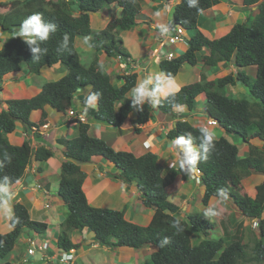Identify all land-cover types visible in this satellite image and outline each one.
Returning <instances> with one entry per match:
<instances>
[{
  "label": "trees",
  "instance_id": "1",
  "mask_svg": "<svg viewBox=\"0 0 264 264\" xmlns=\"http://www.w3.org/2000/svg\"><path fill=\"white\" fill-rule=\"evenodd\" d=\"M156 1V0H152ZM221 1L240 3L245 8L256 7L257 13L243 22H236L227 33L209 38L200 28L205 13ZM144 0H0V30L8 33L0 48V80L7 75L20 73L26 67L28 73L40 74L45 67L61 65L65 73L56 80H48L39 92L30 97L3 100L0 108V187L8 188L23 177L32 160L41 165L54 152L43 145L33 148L27 139L14 144L8 134L21 122L36 128L46 118L45 106L60 114L72 107L77 91L90 86L87 95H79L86 104L90 97L97 99L96 107L86 106L91 119L119 127L130 120L133 130L141 132V126L152 118L148 104L139 105L128 93L137 83L138 73H124L113 77L101 62L100 55L115 58L130 56L120 33L137 27ZM116 5L121 14L110 18L102 29L90 26V15L105 7ZM41 14L42 23L55 27L46 41L28 45L16 37L24 19ZM142 22H147L142 13ZM147 18V17H146ZM171 24L181 25L187 33V47L171 59H160L158 68L166 80L174 78L184 65L215 68L220 63H232L235 74L209 79L200 72L198 81L176 87L172 93L157 99L156 110L174 114L184 107L195 111L199 96L205 101L202 111L215 119L218 127L227 135L237 136L245 145V154L223 135L205 144L203 126H195L179 117L167 129L166 137L174 140L191 136L192 146L201 154L196 168L200 171L199 185L203 188L201 203L208 205L211 198H224L236 206L240 214L255 220L256 236L243 241V221H221V234L212 236L216 223L198 213L179 214L180 207L169 200L167 188L178 176L188 175L187 167L172 168L163 173L164 166L155 152L135 155L127 150H117L104 139L90 134V125L78 120V135L70 139H58L63 147L64 159L60 165L57 194L67 206V214L60 223L56 247L61 251L77 250L80 242H73L75 232H92L95 243L111 249L155 248L148 264H264V179L255 186V195L243 190L240 181L252 173L264 175V0H179L171 10ZM67 36V43L64 37ZM87 39L90 50L88 64H83L76 38ZM36 47L38 52L31 49ZM200 54V55H199ZM37 57L38 61L33 58ZM255 66L254 78L244 68ZM120 81L121 84H118ZM241 84L247 88L250 98H237L227 93L228 87ZM35 110H41L38 123L30 119ZM38 136V133H36ZM259 140L262 145L251 143ZM100 157L112 163L117 172L108 175L127 185H135L145 208L153 214L146 225L126 218L128 205L121 209L94 206L89 203L82 188L87 173L81 164ZM48 188V187H47ZM179 220V223L177 221ZM10 231L0 232V264H14L9 256L23 232L33 237H45L48 224L31 218L21 202H14L9 218ZM194 235H202L195 242ZM51 253V252H50Z\"/></svg>",
  "mask_w": 264,
  "mask_h": 264
},
{
  "label": "crops",
  "instance_id": "2",
  "mask_svg": "<svg viewBox=\"0 0 264 264\" xmlns=\"http://www.w3.org/2000/svg\"><path fill=\"white\" fill-rule=\"evenodd\" d=\"M178 1L179 0H170L169 1L170 3H168V2H165V0H156V1L145 0V3L147 4V8H146L147 11L144 10V14L148 18L152 19L151 31H153V32H154V30L160 31L162 28H165L167 25H169L170 22L166 21V20L163 21L161 19L160 15H162L164 17H166L167 15L171 16V9H172L173 5L175 4V2L177 3ZM256 12H257V10L255 9V6H252L250 8L249 7L245 8L240 3H229L228 1H221L217 5L213 6L212 8H210L206 11V13L204 15L206 17L204 19V25L201 28L202 29L201 31L208 37H210V36L211 37L221 36V35L227 33L233 24H235L236 22H243L244 20L247 19V17H251ZM156 13H159V15H157ZM223 21H225L226 23L228 22V26L225 25L224 27H222ZM107 22L108 21H106L105 19L99 20V21L97 20L96 24L101 26V25L106 24ZM227 27H228V29H226ZM132 30H135V28ZM131 31L130 30H129V32L122 31L120 33V35L123 38L124 35L131 34L130 33ZM135 31L137 32V30H135ZM158 31H157V33H158ZM153 35H154V33H153ZM155 35H157V34L155 33ZM157 37L147 39V41L149 42V45H148L149 47L147 46V50H148V53L152 54L151 56H149L148 54L144 56V53L136 52L137 53L136 55L138 56L137 59L141 60V64L139 66H137V68H135V70L138 72V79H137L136 85L139 83H143L145 80H148L149 83L146 85V89L149 92H153L157 89L158 85L164 86V85H167L168 82H170V81L172 82L174 89L176 87L184 85V83L187 84V83L192 82V77H193L192 75L185 76L183 74L184 78H182V70H181L182 68L180 69L178 74L174 78H172L171 80L164 79V77L162 76V74L158 68V62L160 60L158 57V53L161 49V45H160ZM122 40H124V39H122ZM123 43H124V41H123ZM176 50L182 53V51L185 50V46L179 47V49L176 48ZM100 60H101V62H103L105 64L106 70L113 77H115L116 75H121V74L128 72L127 68L124 67L123 63L121 61L117 60L116 58H110L104 54H101ZM230 63H229V65H227V67L231 66ZM201 64H197L200 67V72L203 71V70H201V68H202ZM54 66H55L56 70L61 69L59 67L60 66L59 64H56ZM221 66H224V65L222 63H220V64H218L217 67H221ZM205 68H209V67L206 66ZM233 68H235V67L233 66ZM43 69L41 70V73H43ZM235 70L236 69H234V71ZM206 71H207V69H206ZM64 72L65 71L62 70L61 76L64 74ZM200 72H198L197 69L195 70V73H198L197 74L198 79H200ZM203 73H205L207 76L206 72L203 71ZM209 73L212 74L210 71H209ZM21 74H23V72ZM188 77H189V81H188ZM5 78L6 77H4L2 80H0V108L2 107L1 103L3 100L11 98L10 95H11L13 90H11V92H7L8 91L7 86H11L12 89H15L17 87L20 91H23L26 89V88L19 87L20 84L17 81L15 82L16 84H14L15 79L16 78L18 79V77H11L12 79H10V80H12L13 82H8L9 80L5 81L6 80ZM20 78L23 79L24 77L20 76ZM117 83L121 84L120 81H117ZM231 88H233L235 91H238V90H240V92L244 91V88L241 87L240 85H235V86H232ZM31 89L33 90V92H31L30 94H28L26 96H24V95L23 96L24 97H30V96H33L39 92V86H37V85H36V88L33 87ZM89 91H90V86H86V87L79 89L77 91L76 98L73 101L75 111L78 114H80L82 117L70 115L68 112L65 114H60L57 111H55L53 108H51L50 106H45L44 109L46 112V118H45V121L42 125H39L36 128H29L28 127L27 129H25L26 127L24 126V124H22L21 122H17L15 130L12 133L8 134L9 140L14 144H21L24 139H27L33 148H36L37 146L43 145L45 147L52 149L54 152L52 158L56 156V158L59 160V162L57 163V165H59V166H57V168H56V170L58 172V177H59L60 165L64 159V156H63V147H62V145L57 143V140L60 138L61 139H63V138L70 139V138L77 136L78 132H79L78 120H80L82 122H87L90 125V130H89L90 134L104 139L109 145L113 146L117 150H127V151L134 153L137 156L141 155L147 151L157 153L159 155L160 162L164 166V171H163L164 174L169 172L172 168L179 167L178 156L174 152V150H172L170 148V145H171L173 140H169L166 137L167 129L170 127V125L173 126V123L178 119V117L174 120H170V122L164 121V118H165L164 113L158 112L156 110V105L153 104V101L157 102V99L160 97V96H158V94H155L154 96H145L142 101L138 102L139 105L148 104L149 110L152 112V116H154V114H155V122L154 123L150 122L151 127L148 128L149 130L148 131H146L144 129L141 130L139 138L144 135V138H142L141 141H146V142H143V145H141V143H140L141 141H140V139H138L136 133H132L134 130H133L132 124H130V122H131L130 120L126 121L122 126H119V127L113 126L112 127L108 123L98 122V121L96 122L95 120L88 117V115L85 112L86 106L93 107V108L96 107L97 99L95 98V100L91 104H89V101L86 104H84L81 102L79 95L85 96L88 94ZM197 99L199 100L198 103H201V104H203L205 101L204 99H202L200 97ZM181 109L184 110L186 108L181 107ZM176 110H180V108H177ZM201 110L202 109H200L198 111H194V112L191 111L190 116L188 118V121L191 122L195 126H206L207 117H206V114L204 112H202ZM174 112H175V110H174ZM41 114H42L41 110L33 111L30 115L31 121H33L34 123H38V121L41 118ZM172 115L174 116V114H172ZM133 116H134L133 114L132 115L130 114L129 118L131 119ZM200 117H203V118H200ZM160 120H162V121H160ZM149 121H151V120H149ZM127 125H129L130 127H126ZM206 127L212 128L216 134L222 135V133H223V130L221 128H219L218 126H215V127L214 126H206ZM109 128H112V129H109ZM36 133H38V136H36ZM254 141L261 142V141L255 140V139H254ZM147 143L151 145V147L149 149H145L144 144L147 145L146 147H148ZM251 143L255 144L252 141H251ZM261 145H262V142H261ZM244 150L245 149L243 148V151ZM243 154H245V151ZM163 155H165L164 158H162ZM178 155H179L180 159L183 158V152L182 151L179 152ZM50 159H48L46 162L41 164L44 167V170L42 173H38V171H37L38 163L32 160L31 164L27 167V169H26V171H25V173H24V175L20 181H18L16 184H14L8 188L0 187V189H2V191H0L2 193L0 195V206L3 207L5 205V206L10 207V205L12 206V204L14 202H21L22 204H24L26 206L30 215H31V213L40 211L41 207H42V203H41V200L39 199V197L44 196V195H49L50 182L48 180L47 181L44 180L47 178V173H48L47 170L48 169H46V167L44 165ZM95 159H97V157H95L93 159V161ZM110 165L113 166L112 164H110ZM185 166H187V165H185ZM116 171L117 170L115 169V172ZM97 174H98L97 180H103L107 176L105 173L101 174L100 171H98ZM99 174H101V175H99ZM193 175H194L193 173H188V175L186 176L185 179H183L181 176H178L175 181H179V183H180L179 186L186 185L189 182L193 183V181L196 180L195 177H193ZM91 177L93 179V183H91V181H89V184H92V185H90V187L88 186V188H90L89 191L87 192L84 188V185H86L87 181L90 180L89 175H87V177L83 183L82 188H83V190L87 196L89 194V196H91L92 198H93V196H96V198L99 197V199L101 201H98V202L104 203L101 205H106L105 201L107 198L104 196V193L110 194V192H112L113 190L117 191L120 195L119 201L114 204L117 206V209H121L124 205L130 204V206H131L132 201L134 199H137V200L139 199V202H141L140 194L137 191V188L135 187V185H127V184L123 183L121 180H117L116 181V182H118L117 185H106V188L108 189V191H105L102 194H99L98 191H100V190H98L95 186L96 175L92 174ZM39 185H42L41 186L42 189L40 188ZM256 185H253V187H252L254 195L256 192V190H255ZM199 188H200V191H199L200 196H202L203 188L201 186ZM182 192H183V190H182ZM183 194H185V193L183 192ZM184 199H187V198H184ZM200 199H201V197H200ZM108 201H110V200H108ZM176 204L179 205V203H177V202H176ZM97 205H99V204H97ZM42 209H44V207ZM127 209H128V206H127ZM183 209H184V207H182V210ZM127 211L128 210H126V212ZM183 211H185V210H183ZM126 212H125V216L127 215ZM152 214H153V210L150 211L149 220H150ZM42 215H44V214L42 213ZM141 215H142V212H141ZM60 223L61 222H59V226H60ZM57 230H59V229H57ZM85 232L86 231H84V234H85ZM76 236H78V237L80 236L81 238H83V241L85 240L84 239L85 237L84 236L82 237L81 234L79 235V232H75L73 234V237H76ZM73 237H72V240H73ZM73 242H76V241H73ZM25 258H24V260H25ZM42 260H43L42 256L40 257L39 260H34L32 257H30L28 259L27 263H23V264H46L50 261V260H47V262H42Z\"/></svg>",
  "mask_w": 264,
  "mask_h": 264
},
{
  "label": "rangeland",
  "instance_id": "3",
  "mask_svg": "<svg viewBox=\"0 0 264 264\" xmlns=\"http://www.w3.org/2000/svg\"><path fill=\"white\" fill-rule=\"evenodd\" d=\"M1 1H5L6 3H8V6H6L2 9L3 11H5L6 9L9 8L11 0H1ZM169 1L170 0H165V2L170 3ZM146 8H147V4L145 3V0H144V2L142 4L141 16H140V20H139L140 24L137 27H135V30H137V32L135 30H132V31L130 30L131 34L124 35L122 38V39H124L123 40L124 46L126 47V50L129 52V54L132 56L133 60L138 58V56L136 55L137 54L136 52L144 53V56L147 54L149 56H151L152 54L148 53V50H147V46L149 45V42L147 41V39L157 37V35H155V33L158 30L157 31L154 30V32L151 31L152 19L148 18L144 14V10L147 11ZM142 13L145 15L144 19H146L147 22H142V17H143ZM120 14H121V10L116 5L110 6L108 8L105 7L100 12L92 13L90 15V26L93 29H102L106 26L107 23L100 26V25L96 24L97 20L99 21V20L105 19L106 21H109L110 18L117 17ZM160 17L163 21L164 20L169 21V22L171 21V16H169V15H167L166 17L160 15ZM225 25L228 26V22L226 23L225 21H223L222 27H224ZM226 29H228V27ZM125 32H129V31H125ZM152 32L154 33V35ZM7 36H8V33L0 30V48L2 46L3 40ZM76 43H77L83 64H85V65L88 64V61L90 59L91 48L88 46L87 39H84L82 37H77ZM164 44L168 45L170 48L175 47L174 50L176 48L179 49V47H184L183 44H181L180 46L178 44H176L175 46H172L171 44H169L167 42H165ZM162 51L164 52V50H162ZM175 51L178 52L177 50H175ZM230 64H231V66L227 67V65H229V63H223L224 66L215 67V68H212V67L205 68L206 66H202L201 70H203L204 72L207 73V76L209 79H212L215 77H220V76L226 75L228 73L235 74L236 70L234 71L235 68H233V64L232 63H230ZM59 67L61 68L60 70H56L55 66L46 67L43 69V73H40L38 75L28 73L26 70V67H25L22 69L23 74H21L22 72H20V73H15V74H12L9 76L7 75L5 78L6 79L5 81L9 80L8 82H13L12 80H10V79H12L11 77H18V79L17 78L15 79L14 84H16L15 82L17 81L20 84L19 87L26 88L25 90L20 91L17 87L15 89H12L11 86H7V90H8L7 92H11V90H13L11 95H10L11 98H22V97L30 94L31 92H33V90L31 88H33V87L36 88V85L39 86V88H40L44 82H46L48 80H56L57 78H59L61 76L62 70H64V68L61 65ZM196 69L198 70V72H200V67L198 65H196V66L184 65L181 69L182 70V78H184V75L185 76L192 75L193 76L192 82L198 81L199 80L197 78L198 73H195ZM206 69H207V71H206ZM244 70L248 75H250V77L254 78L255 66L246 67V68H244ZM203 71H201V72H203ZM209 71L212 74H210ZM20 76L24 77V78L21 79ZM188 81H189V77H188ZM192 82H190V83H192ZM238 85H240L241 87L244 88L243 92L242 91L240 92V90L235 91L233 88L228 87V89H226L227 93L231 94L232 96L237 97V98H250L249 95L247 94V88L241 84H238ZM131 91L132 90L129 91L128 97L135 99V97L131 95ZM156 94H158V96H160V97L164 96V94L160 93L159 91H156ZM1 105H2V107L4 106L3 103H1ZM202 108H203V105L201 103H198L195 111H198ZM192 112H194V111H192ZM182 113L184 114L183 117L181 116ZM190 113L191 112L188 111L187 109H184V110H182L181 108H180V110L175 109L174 116L172 114H164L165 115L164 121L170 122V120H174L177 117H182V119L188 120ZM130 114L134 115V111ZM150 114L152 115L151 111H150ZM200 118H203V117H200ZM131 119L128 116V120H131ZM150 120L151 121H147L145 124H143L141 126V130H143V129L146 131L149 130L148 128L151 127L150 122H153V123L155 122V114H154V116H152V118ZM160 121H162V120H160ZM130 124H132V123L130 122ZM126 127H130V126L127 125ZM109 129H112V128H109ZM132 133H136V132L133 131ZM140 133L141 132L136 133V135H137L138 139H140V141H141V139L144 138V135L139 138ZM222 135L225 136L230 141H232L233 143H235L238 146V148L241 150L240 151L241 154L244 153L243 145H245V144L241 139H239L237 136H232V135L229 136V135L225 134L224 132L222 133ZM251 141L257 145H261V142H256L254 140H251ZM143 142H146V141H141L140 142L141 145H143ZM144 146H145V149H149L151 147L150 144H148V147H146L147 145H145V144H144ZM164 156L165 155H163L162 158H164ZM58 162H59V160L55 156L53 158L51 157V159L44 165L46 167V169H48L47 170L48 171L47 178L44 180L45 181L48 180L50 182L49 195H44V196L39 197V199L41 200V203H42L41 210L34 212V213H31V215H30V216H32L31 218H33L35 220L47 222L48 229L46 232V236L45 237H41V236L33 237L31 233H29L27 231L23 232V234L21 235V237L16 242V244H15V246H14V248H13V250L9 256V259L15 264H23L24 263V255L26 254L27 247H28V244L26 243V241L29 237H33L38 242L40 241L42 243L43 242L49 243L50 244L49 253L51 252L50 254L54 253L55 255H57L58 253H62V251L56 247V238H57L58 232H60L59 222H61L63 220V218L67 214L68 210H67V206L65 205V203L58 197V194H57V190H58L57 185H58L59 177H58V172H57L56 168H57V166H59V165H57ZM81 166L83 167V170L86 171L87 175L90 176V180H88L86 185H84V188L87 192L90 189V188H88V186L90 187V185H92V184H89V181H91V183H93V179L91 177L92 174L96 175L95 186L98 190H100V191H98L99 194H102L103 192L108 191V189L106 188V185H117V183H118V182H116V180L112 179L108 175L109 173L115 172V168L113 166H111L108 162H101L100 159L97 158L93 162L84 163V164H81ZM98 171H100L101 174L105 173L107 175L105 177V179L97 180ZM101 174H99V175H101ZM263 179H264V175L259 174V173H252L248 178L241 180L240 184L242 185L243 190L245 192H247L249 195L253 196L254 195L253 189H252L253 185H256L257 183H259ZM179 185H180L179 181H175L173 184H171L167 188V193H168V198L170 201H172L174 203H176V202L179 203V205H178L180 207L179 214L181 217H185V215L187 213H198V214L204 216L205 218L215 222L216 223V229L212 231L213 237L221 234V223H220L221 221H227V220L228 221H230V220L240 221L241 220V221H243V225H244V227H243V241L244 242H246L247 240L251 241L256 236V231H257L256 223L251 219L243 217L240 214L239 210L236 208V206H234L231 203V201H229L228 199L211 198L208 202V205L204 206L201 203V200H199L201 197L200 193H199V191H200L199 187L200 186L198 183H196L195 180L193 181V183L189 182L186 185H182V186H179ZM182 190L185 194H183ZM1 194L2 193L0 192V195ZM104 196L108 200H110V201H108L107 199H106V201L104 200L106 205H101L104 203L98 202L101 200L99 199V197L96 198V196H93V198H92L88 194L87 199L90 198L88 201L90 204H92L94 206H103V207H109V208L117 209V206L114 204L119 201V198H120L119 193L117 191L113 190L112 192H110V194L104 193ZM184 198H187V199H184ZM97 204H99V205H97ZM43 207H44V209H42ZM182 207H184L183 210H185V211L182 210ZM209 207H213V210L218 212V215H216L214 217L206 215V211ZM127 210L128 211L126 212V214H127L126 218L131 219L133 222H135L137 224H141V225H146L149 222V214H150V211L152 209L145 208L143 206V204L141 202H139V199L138 200L134 199L132 201V205L131 206H130V204L128 205ZM141 212H142V215H141ZM42 213L44 215H42ZM11 215H12V206L11 205H10V207L4 205L3 207L0 208V232L1 233H6V232L10 231L11 226L9 224V218ZM230 223H232V222L230 221ZM254 225H256V226L254 227ZM57 229H59V230H57ZM91 235L93 236L92 232H86L84 235H82L85 237L84 241L86 243L83 241V238H81L80 236L79 237L78 236H76V237L72 236L73 237L72 241L80 242V246L77 249L78 252L75 254L77 257V259H76L77 264H148L150 253L155 250V248L152 246H146V247H143L140 249H127V248L111 249V248H108L106 246L104 247L102 245L95 243V241L93 239H91V237H90ZM72 237H71V239H72ZM201 238H202V235H194L192 237V240L197 242ZM41 256H42L41 251H39L37 248H35V254L32 256V258L34 260H39ZM46 264H54V263L49 261Z\"/></svg>",
  "mask_w": 264,
  "mask_h": 264
},
{
  "label": "clouds",
  "instance_id": "4",
  "mask_svg": "<svg viewBox=\"0 0 264 264\" xmlns=\"http://www.w3.org/2000/svg\"><path fill=\"white\" fill-rule=\"evenodd\" d=\"M152 1V0H151ZM179 2V1H178ZM176 4V3H175ZM174 4V5H175ZM173 5V6H174ZM173 8V7H172ZM256 9V7H255ZM172 10V9H171ZM257 13V12H256ZM157 15H159V13H156ZM253 17V15H252ZM251 17V18H252ZM247 19H250V17H247ZM246 19V20H247ZM110 20V19H109ZM244 20V21H246ZM178 25V24H177ZM177 25H172L171 24V21L169 23V25H167L165 28H170V30H173V28ZM181 26V25H179ZM182 27V26H181ZM165 28H162L160 31H158V33L156 32L157 36H158V40H159V43L161 45V49L158 53V57L159 59H167V58H164V52L167 51V50H173L174 51V56H177L179 55L181 52H176L174 50V48H170L168 45L164 44L165 42V39L163 38L164 37V29ZM183 28V27H182ZM202 28V27H201ZM200 28V30H201ZM184 29V28H183ZM132 30V29H131ZM52 31V32H55V27L52 26V25H45L44 23H42V19H41V14L39 13H35V14H32L30 15L29 17H27L26 19L23 20V22L21 23L20 27H19V31L15 34L16 37H20L23 39L24 42H26L28 45H33V44H36L38 41H46L48 40L49 38V32ZM126 31H129V30H126ZM202 32V31H201ZM161 34H163L161 36ZM187 33L185 32L184 30V37L186 39V42H187ZM121 36V35H120ZM210 38V37H209ZM212 38V37H211ZM64 43L66 44L67 43V36L65 35L64 37ZM178 45H181L183 44L185 46V48L187 47V43L184 44V43H181V42H178L176 43ZM176 44H173L172 46H175ZM164 50V52L162 51ZM31 51L33 53H36L39 51L38 48L36 47H33L31 49ZM163 52V53H162ZM120 57V58H119ZM172 57V58H173ZM117 60L121 61L124 65L125 68H127V73H132V72H137L135 70V68H137V66H139L141 64V60L140 59H134L132 58V56H128L126 58L118 55L115 57ZM129 59V60H128ZM171 59V58H170ZM34 61H38V58L37 57H34L33 58ZM140 60V61H139ZM65 73V72H64ZM138 73V72H137ZM126 74V73H125ZM178 74V73H177ZM4 78V77H3ZM2 78V79H3ZM149 83L148 80H145L143 83H139L137 84L131 91V95L135 97V102H139V101H142L143 98L145 96H154L156 94V91H159L160 93L164 94V95H167L169 93H172L174 91V87H173V84L172 82H168L167 85H164V86H159L157 87V89L153 92H149L147 91L146 89V85ZM203 99V98H202ZM95 100V97H90L89 98V104H91L93 101ZM155 101H153V104L155 105ZM203 105V104H202ZM73 110L74 111V116H81L80 114H78L76 111H75V107H74V104L72 105V107L69 109V110ZM69 110L67 111L69 113ZM70 114V113H69ZM71 115V114H70ZM82 117V116H81ZM207 117V116H206ZM81 119V118H80ZM179 119V117H178ZM187 120V119H186ZM209 120H214L215 121V124H209ZM174 124V123H173ZM206 126H218L217 125V121L215 119H212V118H208L207 117V120H206ZM206 126H203L200 131L203 133V136H204V142L205 144H209L211 142H213L215 139H216V133L215 131L212 129V128H209V127H206ZM171 127V126H170ZM169 127V128H170ZM220 128V127H219ZM168 139V138H167ZM48 148V147H47ZM170 148L172 150H174V152L177 154L178 156V160H179V167L180 169L183 171L185 170V167H187V172L188 173H193V177H195V180L196 183L199 184V176H200V171L196 168V163L198 161V159H203V157L201 156V154L192 146V143H191V136L189 135L188 138L186 139L185 137L183 136H180V137H177L175 138L171 145H170ZM115 149V148H114ZM183 152V158L180 159L179 158V152ZM95 158V157H94ZM93 158V159H94ZM100 159L101 161V158L100 157H97ZM93 162V160H92ZM103 162V161H101ZM110 163V162H108ZM112 164V163H110ZM113 165V164H112ZM187 165V166H185ZM114 166V165H113ZM115 167V166H114ZM116 169V168H115ZM117 170V169H116ZM196 171H199V172H196ZM86 172V171H85ZM117 172V171H116ZM60 174V173H59ZM87 177V176H86ZM85 181V180H84ZM117 181V180H116ZM84 183V182H83ZM40 188H41V185H39ZM83 186V185H82ZM200 186V185H199ZM0 191H2V189H0ZM222 202V201H221ZM206 215L208 216H216L218 215V212L214 211L213 210V207H209L206 211ZM255 223L256 221L253 220ZM177 223H179V220L177 221ZM256 225H254L255 227ZM87 232V231H86ZM85 232V233H86ZM84 232L82 233H79L81 234V236L83 235ZM83 237V236H82ZM33 240H35L36 242V245H35V248H37L39 251H41V254H42V257H43V260L42 262H47V260H50L51 262H53L54 264H59V261L58 259L61 257V254L62 253H66L65 251H62V253H58L57 255H55L54 253L53 254H50L49 253V246L50 244L49 243H46V242H38L36 239H34L33 237H29ZM28 238V239H29ZM27 239V241H28ZM85 239V238H84ZM91 239H92V236H91ZM26 241V243L28 244V242ZM77 242V241H76ZM47 245L46 247H43V245ZM28 248V247H27ZM73 252L74 254V262L75 264L76 263V252L77 250H70L69 252ZM56 253V252H55ZM35 254V252H34ZM33 254V255H34ZM33 255H28L27 251H26V254L24 255V263H27L28 259L30 257H32ZM55 256V257H54ZM15 264V263H14Z\"/></svg>",
  "mask_w": 264,
  "mask_h": 264
},
{
  "label": "built area",
  "instance_id": "5",
  "mask_svg": "<svg viewBox=\"0 0 264 264\" xmlns=\"http://www.w3.org/2000/svg\"><path fill=\"white\" fill-rule=\"evenodd\" d=\"M162 35L163 34H161V36ZM163 38L165 39V42H167L171 45L176 44L178 42L186 44V39L184 37V29L179 25L175 26L173 28V30H170V28H165ZM163 54H164L163 55L164 58L170 59L174 56L175 53L173 50H167ZM69 113L71 115H73L74 111L71 109V110H69ZM209 124H215V121L209 120ZM196 172H199V171H196ZM27 242H28L27 253H28V255H33L35 252L36 242H35V240H33L31 238H29ZM46 246L47 245H45V244L43 245V247H46ZM74 258H75L74 254L71 251V252L62 253L61 257L58 259V261H59V264H75Z\"/></svg>",
  "mask_w": 264,
  "mask_h": 264
}]
</instances>
